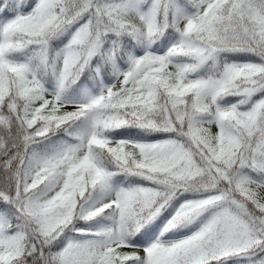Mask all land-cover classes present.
Returning a JSON list of instances; mask_svg holds the SVG:
<instances>
[{
  "label": "snow or ice",
  "instance_id": "1",
  "mask_svg": "<svg viewBox=\"0 0 264 264\" xmlns=\"http://www.w3.org/2000/svg\"><path fill=\"white\" fill-rule=\"evenodd\" d=\"M0 264H264V0H0Z\"/></svg>",
  "mask_w": 264,
  "mask_h": 264
}]
</instances>
